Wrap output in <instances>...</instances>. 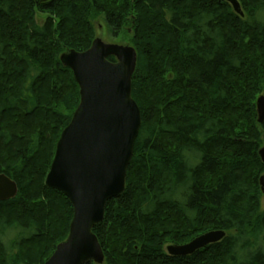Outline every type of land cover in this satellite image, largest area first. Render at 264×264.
Here are the masks:
<instances>
[{
    "label": "trees",
    "instance_id": "obj_1",
    "mask_svg": "<svg viewBox=\"0 0 264 264\" xmlns=\"http://www.w3.org/2000/svg\"><path fill=\"white\" fill-rule=\"evenodd\" d=\"M238 2L243 16L225 0H0V172L17 185L0 264H43L68 234L72 206L44 184L79 102L59 56L90 46L99 14L114 33L132 18L141 115L125 189L92 229L105 264H264V0ZM213 229L225 236L190 255L165 251Z\"/></svg>",
    "mask_w": 264,
    "mask_h": 264
},
{
    "label": "water",
    "instance_id": "obj_2",
    "mask_svg": "<svg viewBox=\"0 0 264 264\" xmlns=\"http://www.w3.org/2000/svg\"><path fill=\"white\" fill-rule=\"evenodd\" d=\"M225 1L243 16L238 0ZM59 60L73 74L79 102L56 142L44 184L69 200L72 218L66 238L43 264H101L103 251L92 229L102 222L107 201L125 189L126 171L141 126L140 110L131 96L136 51L131 45L94 38L86 50H66ZM256 112L257 122L262 124L263 94L256 99ZM262 141L258 153L264 161V130ZM258 183L264 195V173ZM16 193L15 181L0 172V200L11 199ZM224 236V230H208L188 242L168 244L166 252L173 256L190 255Z\"/></svg>",
    "mask_w": 264,
    "mask_h": 264
},
{
    "label": "rangeland",
    "instance_id": "obj_3",
    "mask_svg": "<svg viewBox=\"0 0 264 264\" xmlns=\"http://www.w3.org/2000/svg\"><path fill=\"white\" fill-rule=\"evenodd\" d=\"M231 6V5H230ZM47 14L36 10L35 19L38 25H41L46 18ZM94 29V38H100L106 43H118L123 45H131V37L133 35L132 30V18L128 19L122 29L117 33H114L110 27L107 25L104 15L99 14L91 18ZM93 38V39H94ZM264 130V129H263ZM262 130V132H263ZM260 209L264 211V195L261 197V207ZM166 248V245H165ZM166 251V249H165ZM101 264H105L103 261Z\"/></svg>",
    "mask_w": 264,
    "mask_h": 264
}]
</instances>
